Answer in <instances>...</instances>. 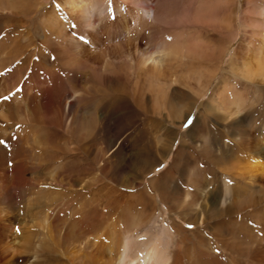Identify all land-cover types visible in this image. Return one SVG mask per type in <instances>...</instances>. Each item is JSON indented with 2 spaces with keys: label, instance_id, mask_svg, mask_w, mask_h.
Here are the masks:
<instances>
[{
  "label": "rangeland",
  "instance_id": "1",
  "mask_svg": "<svg viewBox=\"0 0 264 264\" xmlns=\"http://www.w3.org/2000/svg\"><path fill=\"white\" fill-rule=\"evenodd\" d=\"M86 2L91 26L66 0H0V264L25 262L26 208H113L156 221L176 260L264 264L225 250L241 223L264 227V175L249 188L246 172L263 161L264 73L233 68L264 61V0ZM156 50L160 70L141 67ZM225 184L240 209L212 217Z\"/></svg>",
  "mask_w": 264,
  "mask_h": 264
},
{
  "label": "bare ground",
  "instance_id": "2",
  "mask_svg": "<svg viewBox=\"0 0 264 264\" xmlns=\"http://www.w3.org/2000/svg\"><path fill=\"white\" fill-rule=\"evenodd\" d=\"M86 3L88 4L86 0H66L67 8L75 15L77 22H80L77 18L79 17L85 25L91 26L94 16L90 13ZM10 4L0 3V7L10 8ZM100 12L98 15H103V8ZM261 43L264 47V37ZM168 52L165 51L166 54ZM261 54L260 56L264 57V53ZM162 56H164L163 53L157 50L144 54L141 56L140 65L144 68L150 64L152 69L160 70ZM231 58L233 59L234 56ZM233 68L237 69L240 75L253 78L264 73V61L246 56L234 63ZM166 133L172 132L167 130ZM261 158H263L262 162L253 161L249 170L246 171L249 188L252 187L251 183L258 174L264 175V155ZM231 194L232 189L225 184L223 196L218 202L219 209L216 210L214 207L209 209L210 216L215 217L224 213L228 218H232V214L238 212L240 208H233L229 205ZM255 200L253 204H256ZM69 211L70 208H55V211L48 208H26L25 217L31 224L26 228L27 232L24 237L26 249L23 264H192L184 262L183 259L173 258V253L166 242L167 232L165 229L159 232L156 221L148 226L149 230H146L148 227L140 230V220H136L132 215L131 224L134 226L127 227L124 224L129 219L126 218L127 215L113 217V208H80L68 214ZM199 213L200 219L198 220L202 222L203 216L201 212ZM193 217L195 218L194 214L190 218ZM232 220H230L231 223L237 224L235 219ZM259 226L260 235L259 233L257 235L260 237L255 235V232L246 224L241 223L240 232L230 234L229 237L238 239L241 245L225 250L230 254H235V256L232 255L235 258L245 256L250 257L249 259L258 258L259 261H264V227ZM102 229V239L96 240L94 236L98 237L97 234ZM12 230V233H15L16 229L12 227ZM17 250L14 249V252ZM62 250L68 253L62 256ZM63 257L65 259H62ZM216 258L213 259L217 260Z\"/></svg>",
  "mask_w": 264,
  "mask_h": 264
},
{
  "label": "snow or ice",
  "instance_id": "3",
  "mask_svg": "<svg viewBox=\"0 0 264 264\" xmlns=\"http://www.w3.org/2000/svg\"><path fill=\"white\" fill-rule=\"evenodd\" d=\"M81 40H83L84 39V37L83 36H81V38H80ZM4 143V141H0V144H3Z\"/></svg>",
  "mask_w": 264,
  "mask_h": 264
}]
</instances>
